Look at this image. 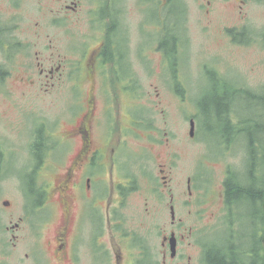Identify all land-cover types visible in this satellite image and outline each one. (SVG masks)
<instances>
[{"label": "rangeland", "instance_id": "374dc122", "mask_svg": "<svg viewBox=\"0 0 264 264\" xmlns=\"http://www.w3.org/2000/svg\"><path fill=\"white\" fill-rule=\"evenodd\" d=\"M135 2L127 0L126 22L131 28L136 26L138 32V36L133 32L131 48L134 69L140 71V92L136 98L128 95L126 102L128 112L135 113L140 125L136 134L128 136L127 148H124L129 164L137 156H156L169 149L175 156L177 183L174 189L179 195L190 175L205 172L209 174L210 183L220 187L227 171L244 172L247 164L253 167L255 154L247 139L260 140L253 143L257 152L260 150L258 160L261 162L264 153V0H185L186 13L183 0H173L165 8L158 3L152 6L155 1L151 0L143 1L144 15L141 5L137 7ZM61 5L59 0H0V17L5 24L14 27L15 38V47L10 52L3 46L6 41L0 42V67L9 73L5 79H0V152L5 167L0 182V264H54L47 261L46 243L53 238L59 221L54 187L60 147L55 146V141L63 129L71 128L74 120L80 118L81 103L85 99V94L68 91L59 83L49 89L41 87L47 79L40 76L37 60L45 62L49 69L61 57L64 34L56 25L55 16ZM144 17L146 27L142 41H148V31H156L160 24L171 27L176 22L183 32L187 18V41H182L185 53H180L181 78L167 75L166 55L156 42L159 34L150 33L148 50L139 53V30L144 27ZM229 28H239L238 33L246 29L240 41L250 40L235 43L228 34ZM87 30L88 25L75 28L76 38ZM142 56L143 62L151 63V71L144 70ZM71 57L68 54L69 60ZM212 67L222 69L223 76L211 72L203 74ZM63 80L67 85L71 82L67 77ZM176 81L184 88L183 95L177 92ZM238 85L252 92H239ZM225 95L227 99L221 104L220 96ZM100 101L101 108L103 99ZM75 104L79 106L77 114ZM227 107L235 110L230 116L240 133L233 141L222 137L223 133L231 132L230 126L222 120L224 116L220 115ZM122 110H126L124 104ZM191 118L196 119L194 136L190 135ZM41 125H45L44 133L49 135L48 144H52L53 149L36 175L38 184L48 189L45 206L37 210L39 198L30 195L28 199L27 193L33 189L29 175L36 169L32 145ZM262 169L264 173V162ZM149 171L159 173L154 163ZM247 177L246 173H241L239 181H247ZM6 200L11 201L10 206L4 205ZM131 202L140 204L139 195ZM212 208L215 210L216 205ZM246 209L254 212L252 205ZM177 210L178 217H184L182 208L177 207ZM127 212L131 215L136 209L129 205ZM184 221L192 222L188 217ZM17 223L19 228H14ZM166 223H170L169 210L165 213L161 209L156 220L131 216L123 229L139 231L138 237L150 238L155 248H160L161 227ZM252 228L253 221L246 218L244 229ZM221 232L224 236V231L216 230L209 238L216 240Z\"/></svg>", "mask_w": 264, "mask_h": 264}, {"label": "flooded vegetation", "instance_id": "af4514ba", "mask_svg": "<svg viewBox=\"0 0 264 264\" xmlns=\"http://www.w3.org/2000/svg\"><path fill=\"white\" fill-rule=\"evenodd\" d=\"M143 1L151 0H136L135 5L144 8ZM154 1L152 6L158 3L161 8L173 2ZM59 2L62 5L55 16L56 25L64 34L60 45L61 57L49 69L45 67V62L37 60L40 76L47 79L41 87L49 89L59 83L68 91L85 94V99L81 103L83 112L80 118L74 120L71 128L63 129L60 138L55 141V146L60 147L54 187L59 221L53 238L46 243L47 261H54V264H264V153L259 162L260 150L257 152L253 143L260 140L247 139L252 143L250 147L255 154L253 167L247 164L244 172L227 171L220 187L210 183L209 174L205 172L198 176L190 175L179 195L174 189L177 183L175 156L169 149L165 153L162 151L163 154L160 151L156 156H147L149 160L137 156L129 164L124 148H127L128 136L136 134L140 124L134 117L135 113L128 112L126 101L128 95L136 98L140 92V71L133 66L131 44L133 32L135 36L138 32L136 26L131 28L127 25V0ZM183 8L186 13L185 0ZM186 19L183 32L176 22L171 27L160 24L156 31H148L155 36L159 34V41L156 42L165 52V68L170 77L182 76L180 59L185 53L182 41H187ZM83 25H88L89 30L76 38L78 35L74 29ZM143 25L139 30L140 54L144 50L146 52L150 45L149 34L148 41H142L145 17ZM1 29L0 42L6 41L3 46L10 52L15 47L14 27L5 24L0 17ZM238 30L228 29L235 43L250 40L243 38L244 41H240ZM68 54L73 56L70 60ZM141 59L144 70L151 71V63L143 62V56ZM50 61L53 62V58ZM127 69L128 73L124 74ZM205 71L203 74L211 72L223 76L219 68H207ZM8 74L4 71L3 79ZM64 77L71 81L68 85ZM175 86L177 90L185 91L178 81ZM238 91L252 92L241 85H238ZM99 97L103 99L101 108ZM78 108L75 104V114ZM225 110H228V119L223 117L222 120L230 126L231 132L223 133L222 137L233 141V137L240 135L230 116L235 110L228 107ZM43 138L48 151L42 164L53 149L52 144H48L49 135L44 134ZM153 163L159 173L149 171ZM42 164H36V169L29 173L35 175V181L27 197L29 199L30 195H34L39 198L37 210L45 206L48 191L47 186L39 185L36 179ZM2 168L5 169L4 163ZM241 173H246L247 181H239ZM137 195L140 204L131 202ZM129 205L135 207L136 213L128 214ZM213 205H216L215 210ZM251 205L253 213L246 209ZM177 207L182 208L184 217H178ZM161 209L165 213L169 210L170 223L161 227L160 248H155L150 238L138 237L139 231L123 229L131 216L156 220ZM185 217L192 222L186 223ZM246 218L253 221L252 230L244 229ZM19 226L17 223L14 228ZM216 230L224 231L225 235L221 232L216 240L209 238ZM14 237L17 236L14 234ZM42 260L46 262L45 257Z\"/></svg>", "mask_w": 264, "mask_h": 264}, {"label": "trees", "instance_id": "16d2710c", "mask_svg": "<svg viewBox=\"0 0 264 264\" xmlns=\"http://www.w3.org/2000/svg\"><path fill=\"white\" fill-rule=\"evenodd\" d=\"M0 32H2V29L0 30ZM244 32L245 30H243L242 32H240L239 36H243L244 35ZM1 37V36H0ZM3 76H4V71L3 69L0 67V78L3 79ZM177 92L181 95L184 94V91L182 90H177ZM255 94V93H253ZM256 97L258 96H261L259 94H255ZM227 97V95H226ZM226 97L223 98V96H220V99L222 101L221 104H224L225 103V100H226ZM261 99V97H260ZM221 116H224L226 119H228V110H225L224 112H221L220 114ZM45 125H41L38 130H37V133H36V138H35V141L32 145V153H33V156L35 157L36 159V164H38V166H40V164H42V160L45 159L46 157V151H48V148H45L44 145L46 144V141L43 140L44 138V133L45 132ZM3 154L2 152H0V182L2 181V175H3V171L4 169L2 168L3 166V163H4V159H3ZM30 176H32L31 178V183H34V179H35V175L33 174H30Z\"/></svg>", "mask_w": 264, "mask_h": 264}, {"label": "water", "instance_id": "95a60500", "mask_svg": "<svg viewBox=\"0 0 264 264\" xmlns=\"http://www.w3.org/2000/svg\"><path fill=\"white\" fill-rule=\"evenodd\" d=\"M190 135L194 136L195 135V128H196V121L194 118L190 119ZM11 202L9 200L4 201L5 206H10ZM173 248H174V240H173Z\"/></svg>", "mask_w": 264, "mask_h": 264}]
</instances>
